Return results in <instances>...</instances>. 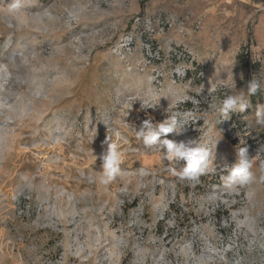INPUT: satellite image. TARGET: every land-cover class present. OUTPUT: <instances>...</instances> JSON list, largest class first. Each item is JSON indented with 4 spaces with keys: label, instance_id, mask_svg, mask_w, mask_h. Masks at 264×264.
Segmentation results:
<instances>
[{
    "label": "rangeland",
    "instance_id": "1",
    "mask_svg": "<svg viewBox=\"0 0 264 264\" xmlns=\"http://www.w3.org/2000/svg\"><path fill=\"white\" fill-rule=\"evenodd\" d=\"M261 106L264 0H0V264H264Z\"/></svg>",
    "mask_w": 264,
    "mask_h": 264
},
{
    "label": "clouds",
    "instance_id": "2",
    "mask_svg": "<svg viewBox=\"0 0 264 264\" xmlns=\"http://www.w3.org/2000/svg\"><path fill=\"white\" fill-rule=\"evenodd\" d=\"M257 90V85L255 83H251L249 85V94H255ZM236 103V98L231 96L227 97L223 100V106L219 108L220 112L227 113L229 109L233 108ZM244 106H241V110H243ZM259 117V123L264 124V106H261V110L257 113ZM144 125L151 129L150 121L145 120ZM172 131V128L168 125V122L161 123L159 125V132H152L145 136L146 144H154L161 133L167 134ZM142 135V134H138ZM167 147V159L172 161L177 157H181L186 159L187 164L183 167L182 170L177 171L175 168L172 169L173 173L177 175L181 180L188 179L191 181L198 180V177L203 174L208 168V155L209 153L201 148L181 151L180 147L176 145V143L172 141L165 140L164 141ZM247 148L239 149V160L238 162L231 166L228 169L229 175L227 177V181L236 182L239 185L243 186L250 183L252 176L249 171L251 168V160L247 157ZM122 153L117 149L115 144L110 145L109 150L106 154H102L99 159L102 160V168H103V176L101 177V182L104 184H108L112 182L116 176L120 175V164L122 161ZM146 174V173H142Z\"/></svg>",
    "mask_w": 264,
    "mask_h": 264
},
{
    "label": "trees",
    "instance_id": "3",
    "mask_svg": "<svg viewBox=\"0 0 264 264\" xmlns=\"http://www.w3.org/2000/svg\"><path fill=\"white\" fill-rule=\"evenodd\" d=\"M252 95H253V99H256L255 97H260L261 96V92L260 91H257V92H255V94H252Z\"/></svg>",
    "mask_w": 264,
    "mask_h": 264
}]
</instances>
